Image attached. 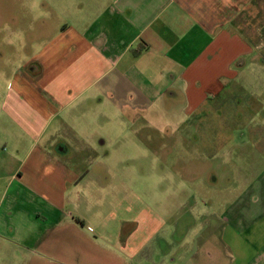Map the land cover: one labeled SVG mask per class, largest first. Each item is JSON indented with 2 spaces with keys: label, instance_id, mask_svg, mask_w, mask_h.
I'll use <instances>...</instances> for the list:
<instances>
[{
  "label": "crops",
  "instance_id": "1",
  "mask_svg": "<svg viewBox=\"0 0 264 264\" xmlns=\"http://www.w3.org/2000/svg\"><path fill=\"white\" fill-rule=\"evenodd\" d=\"M37 10L32 3L16 8ZM46 13L24 35L14 12L17 23L4 37L18 51L34 41V51L13 55L7 74L0 72V245H37L39 238L17 239L12 223L46 224L51 237L83 250L85 264H118V249L128 248L140 227L120 241L118 131L148 121L158 98L176 85L185 89V107L195 109L208 90L234 83L264 55V0H52ZM98 152L114 155L109 161ZM234 233L240 241L226 244L229 258L189 263L166 256L158 264H243L264 248V215Z\"/></svg>",
  "mask_w": 264,
  "mask_h": 264
},
{
  "label": "rangeland",
  "instance_id": "2",
  "mask_svg": "<svg viewBox=\"0 0 264 264\" xmlns=\"http://www.w3.org/2000/svg\"><path fill=\"white\" fill-rule=\"evenodd\" d=\"M45 1L50 6L52 0ZM29 3L37 6L38 17L16 11ZM49 6L40 8L39 0H0V72L7 74V67L17 60H10L13 55L34 51V41L26 39L21 51L16 43L4 41L7 26L17 23L10 16L13 18L14 12L21 16L23 34L28 35L30 22L37 25L48 19ZM251 62L246 71L236 73L234 83L208 90L212 95H206L195 109L185 107V89L176 85L158 98L148 121L128 122L118 131V167L114 172L118 174V223L123 225L120 241L140 224L127 239L131 245L118 249V264H158V258L166 256L188 259L189 263L229 258L226 244L236 247L240 241L234 232L264 215L260 176L264 174V117L260 120L264 116V55ZM98 153L110 155L109 161L114 155ZM77 156L87 162L95 158V154ZM130 204L133 207L128 209ZM134 217L139 222H132ZM96 225L91 220L86 227L92 231ZM20 226L12 223L17 239L39 238L40 243L0 245V264L87 262L82 249L51 237L52 229L46 224ZM101 253L114 258L102 249ZM99 256L92 252L91 258ZM245 259L247 264H264V248L257 256L249 252ZM245 259L240 261L246 264Z\"/></svg>",
  "mask_w": 264,
  "mask_h": 264
}]
</instances>
